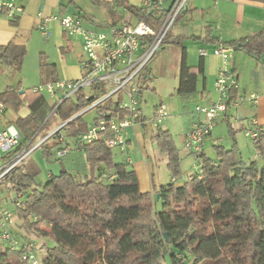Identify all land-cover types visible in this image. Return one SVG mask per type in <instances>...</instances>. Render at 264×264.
<instances>
[{"label":"trees","instance_id":"16d2710c","mask_svg":"<svg viewBox=\"0 0 264 264\" xmlns=\"http://www.w3.org/2000/svg\"><path fill=\"white\" fill-rule=\"evenodd\" d=\"M114 6L139 16L140 11L126 2L118 1ZM171 39L169 34L164 45L176 44ZM227 45L264 61V30ZM25 55L22 45L1 46L0 71L19 69ZM39 61L44 83L58 82L55 65L47 63L42 54ZM180 63L176 94L190 102L198 76L203 74V63L189 67L185 55ZM0 101L14 111L28 105V116L15 122L26 140L35 131H43L51 119H45L51 109L46 99L32 89L21 93L18 87H8L0 94ZM87 105L78 93L74 101H63L54 113L63 123ZM103 109L122 115L116 107L99 108ZM139 122L144 124L145 120ZM86 129L84 116L74 118L64 128L71 139ZM152 142L166 156V167L173 177V182L156 188L152 195L140 192L136 173L126 164L115 163L113 152L101 140L84 148L89 170L85 181L78 182L61 170L35 189L33 177L20 167L8 176L5 183L23 195L22 206L14 213L29 232L53 243L41 264H264V163L243 162L236 143L228 150L215 145V161L200 155L202 177L194 172L177 187L181 160L171 133L158 127ZM252 142L263 160L264 131H258ZM50 151L51 147H45L42 152L48 158ZM108 170L116 174L115 179L104 184L100 174ZM0 264L27 263L21 262L20 252L7 248L0 252Z\"/></svg>","mask_w":264,"mask_h":264},{"label":"built area","instance_id":"2783aa9c","mask_svg":"<svg viewBox=\"0 0 264 264\" xmlns=\"http://www.w3.org/2000/svg\"><path fill=\"white\" fill-rule=\"evenodd\" d=\"M188 2L189 0H142L137 7L141 17L128 12L123 23L109 26L105 31L86 29L83 19L76 15L41 17L39 30L43 37L49 35L47 26L57 22L65 35L81 40L83 55L77 79L44 83L34 87L32 92L52 101L53 108L47 119L55 114L56 108L63 101L75 98L78 93L83 94L88 105L69 121L90 112L95 114V118L87 124L85 132L72 139L67 137L64 130L69 121L59 123L45 133L38 130L28 140L24 139L15 125L5 126L0 131V160L3 161L0 166V200L1 187L8 176L35 152L45 147L55 148L56 158L63 159L72 152L83 153L86 145L101 140L108 150L123 153L126 147L123 139L125 128L134 126L142 119L152 131L164 123L168 115L164 105L155 106L149 117H144L141 91L151 87L154 78L148 74L149 64L164 46L178 18L187 11ZM22 13V7L15 0H0V16L15 21ZM199 54L205 57L207 51L200 50ZM213 55L221 62L213 85L216 99L207 102V105L194 107L191 112L193 118L184 138L186 150L197 161L193 171L198 178L202 177L200 155L203 153L204 141L211 135L213 126L230 109L243 103L257 102L253 95L242 98L235 94L238 90V77L232 71L233 48L218 42ZM107 106L112 109L116 107L122 115L99 110ZM5 109L0 101V115ZM257 135L256 131L246 133V137L251 140L256 139ZM129 162L128 159L125 164L128 165ZM115 175L108 170L100 174V180L104 184H110ZM22 196L14 192L9 198L15 210L22 206ZM14 219V211L0 206V242L6 244L9 250L20 252L21 262L41 264L37 256L38 245L30 239L20 240L11 233Z\"/></svg>","mask_w":264,"mask_h":264},{"label":"crops","instance_id":"0c3cea01","mask_svg":"<svg viewBox=\"0 0 264 264\" xmlns=\"http://www.w3.org/2000/svg\"><path fill=\"white\" fill-rule=\"evenodd\" d=\"M118 1L126 2L129 6L137 8L142 0H15L22 7L23 13L15 21H10L4 16H0V47L14 43L22 45L26 49V42L28 43L29 38L37 35L47 42L43 43L41 54L45 56L49 64L55 65L57 79L59 81L77 79L80 76L79 62L83 55L81 40L65 35L57 22H52L47 26L49 35L46 38L43 37L39 30L41 17L68 14L81 18L84 16L82 19L86 29L105 31L109 26L120 25L126 19L128 11L115 8L114 6ZM100 7L120 11L122 20L116 24L108 23L106 16L103 17L97 11V8ZM261 30H264V2H253L250 0H189L187 11L178 18L174 26V32L170 34L171 40L176 41V44L164 45L161 48L154 60H151L148 74L151 78H154L152 77L154 75H160L164 77V80L177 81L174 88L176 92L182 56L185 55V63L189 67H196L200 63H203V74L198 76L196 92L191 96V100H189L192 103L191 106L187 100L185 101L186 107H190L189 117L191 121L193 118L191 112L196 105L204 106L207 105V102L216 99L213 85L217 76L216 72L221 65L220 59L213 55L216 44L222 42L227 45V43H231L232 41L258 34ZM191 50L196 51L193 52ZM200 50H206L207 55L201 57L199 54ZM231 61L232 71L238 77V90L235 94L242 98L253 95L256 97L257 102L255 104L249 102L243 103L230 109L216 124L228 122L234 132H244L245 137L249 131L262 132L264 131V61L257 59L246 51L235 48H233ZM158 83L159 80L154 78L151 87L141 91L140 100H142L144 91L155 92ZM44 98L47 101V105L52 109V101L46 96ZM193 104L194 106H192ZM155 106L152 107L150 114ZM29 111L27 104L18 111L6 107L5 112L0 115V131L9 124L16 125L15 122L19 118L28 116ZM163 124L160 128L169 131L163 128ZM138 126L142 128L143 132L138 129ZM147 129L146 124L142 122L125 128L123 130V139L126 145L125 152L114 151L113 154L115 152L117 154L116 156L113 155V161L117 164H125L129 159L130 162L127 166L136 173L140 192L152 195L154 194V190L162 185H159L155 180L152 167L150 169L149 154H153L152 135L154 131L151 130V134L148 131L144 132ZM214 133L212 132L204 141L203 153L205 155V147L209 142L212 146H221L219 142L220 137L215 136ZM184 138L185 135L183 137V144ZM146 140L152 148L148 146ZM70 154L73 157L79 158L77 163L82 165V162H85L83 153L72 152ZM262 161L264 163V159ZM72 163H75L74 159ZM52 176H55V174H48L46 181ZM170 181L173 182V178ZM183 183L175 182V185L182 187ZM1 188L2 199L0 200V204H5L14 192L12 187L7 183H4ZM159 207L160 204L158 203L157 209ZM14 227L15 224L12 227V231H14ZM14 232L13 234L15 235ZM16 237L23 239L21 238V234L16 233Z\"/></svg>","mask_w":264,"mask_h":264},{"label":"rangeland","instance_id":"374dc122","mask_svg":"<svg viewBox=\"0 0 264 264\" xmlns=\"http://www.w3.org/2000/svg\"><path fill=\"white\" fill-rule=\"evenodd\" d=\"M97 11L103 17L106 16L107 22L110 24H116L119 23L120 20H122V14L120 11L113 9L108 10V8L103 7L97 8ZM173 32L174 28L171 29L170 34H172ZM43 43L47 42L43 41V39H41L39 36L33 35L29 38L28 43L26 42V55L22 59L19 69L16 70L14 67H10L4 69L2 72L0 71V94L8 87H18L20 92H30V90L34 87H37L41 83H44L45 77L42 73V70L39 68V57L42 53L41 51H43ZM191 51L195 52L196 50ZM50 58L52 57L50 56ZM154 58L152 59V61L154 60ZM152 77L157 78V80H159V83L157 84L155 92L144 91L141 100L143 114L145 115V117H149L151 109L154 105H164L166 107L168 115L167 120L163 124V128L171 132L173 143L175 146H177L176 148H178V154L181 160V173L176 182L183 183V181L187 180L188 177L194 173L193 167H195L197 164L195 158L191 156V154L186 150L185 144H183V137L187 132L186 130L190 121V107H186L187 104H185L184 98L181 96H177L176 92L174 91L177 81L174 82L173 80L169 79L164 80V77L160 75H154ZM72 100L74 101L75 98H72ZM189 104L191 106L192 103L189 102ZM25 105L26 104H24L23 106ZM192 106H194V104ZM50 113L51 109H48L45 119L48 118ZM93 116L94 113H88L84 116V120L87 123H91ZM59 122L60 120L58 116L54 114L51 117L48 125L43 130V133L58 125ZM138 129L143 132L140 126H138ZM212 130V132H215V136L220 137L219 142L221 143V146L225 147L226 150L230 149L236 143L238 155H240V158L243 162L250 163V161H255L259 166L263 165L261 157L255 151L253 142L251 141V139H247L245 137L244 132L235 131V134L231 135L227 124L222 122L221 124H215ZM147 131L151 134L150 128H148L144 132ZM146 143H148L147 140ZM148 146H150L149 143ZM153 146V154H149L150 169L152 167V173L159 185L168 186L171 183V178L173 177L167 170L166 156L160 152L156 144L153 143ZM150 147L152 148V146ZM42 151L43 149L35 152L24 164H22V166H20V168H22L25 172L33 177V188L40 189L47 182L46 179L48 178V174L53 173L55 174V176H57L60 174L61 170L67 171L78 182L85 181L86 176H89V170L86 163L82 162V165L77 163L79 161V158L75 156L73 157L72 154H69L63 159H57L55 156V148L51 149V155L48 158L43 154ZM205 153L206 156L210 157L212 160L215 161L217 159L214 148L210 142L205 147ZM116 154L117 152H115L113 155L116 156ZM73 159L75 163H72ZM2 165L3 161L0 160V166ZM0 206L9 209L12 212L15 211L14 207L11 206L9 200L5 204L1 203ZM14 218L15 227L13 228V230L15 232L12 231V226L11 233L14 232L15 236L16 233L21 234V238H27L34 241L35 244L38 245L37 256L39 260H41L45 253L48 251L47 247L53 245L52 241L48 238L41 237L34 232H29L27 230L26 224L18 218L16 213H14ZM7 248L8 246L6 244L0 242V252ZM165 264H169V262L167 261Z\"/></svg>","mask_w":264,"mask_h":264},{"label":"water","instance_id":"95a60500","mask_svg":"<svg viewBox=\"0 0 264 264\" xmlns=\"http://www.w3.org/2000/svg\"><path fill=\"white\" fill-rule=\"evenodd\" d=\"M21 93H23V92H21ZM156 199H158V195L156 196ZM165 239H167V236L165 235Z\"/></svg>","mask_w":264,"mask_h":264}]
</instances>
